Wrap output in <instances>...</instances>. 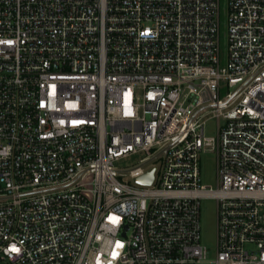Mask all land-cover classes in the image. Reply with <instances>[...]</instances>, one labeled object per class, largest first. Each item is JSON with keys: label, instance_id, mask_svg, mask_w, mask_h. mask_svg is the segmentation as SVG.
<instances>
[{"label": "built area", "instance_id": "2783aa9c", "mask_svg": "<svg viewBox=\"0 0 264 264\" xmlns=\"http://www.w3.org/2000/svg\"><path fill=\"white\" fill-rule=\"evenodd\" d=\"M219 10L0 0V264H206L204 198L211 263L264 264V0H229L225 65Z\"/></svg>", "mask_w": 264, "mask_h": 264}, {"label": "rangeland", "instance_id": "374dc122", "mask_svg": "<svg viewBox=\"0 0 264 264\" xmlns=\"http://www.w3.org/2000/svg\"><path fill=\"white\" fill-rule=\"evenodd\" d=\"M220 51L222 64L228 59V20L229 0H220ZM206 136L216 137V121L210 120L206 124ZM141 157L133 156L121 159L116 163L118 169H129L140 163ZM201 185L207 188H217V157L212 151L200 154ZM216 224H217V202L212 198L201 200V237L202 245L208 252V263L216 256Z\"/></svg>", "mask_w": 264, "mask_h": 264}, {"label": "water", "instance_id": "95a60500", "mask_svg": "<svg viewBox=\"0 0 264 264\" xmlns=\"http://www.w3.org/2000/svg\"><path fill=\"white\" fill-rule=\"evenodd\" d=\"M154 177V171H151L148 175L137 180L138 183L151 184Z\"/></svg>", "mask_w": 264, "mask_h": 264}]
</instances>
